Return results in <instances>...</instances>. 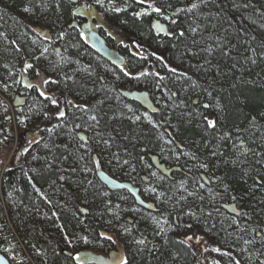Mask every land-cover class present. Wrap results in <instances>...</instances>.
I'll list each match as a JSON object with an SVG mask.
<instances>
[{"label": "trees", "instance_id": "1", "mask_svg": "<svg viewBox=\"0 0 264 264\" xmlns=\"http://www.w3.org/2000/svg\"><path fill=\"white\" fill-rule=\"evenodd\" d=\"M81 1L74 3L71 0H0V82L10 90L9 95L7 94L9 98L14 89L11 88L8 80L4 79L6 71L4 67L8 65L13 70L21 69L19 65L22 61L18 59H22L23 56L27 58L28 50L25 48L29 47L30 43L26 41L28 34L35 33V26H44L53 35L73 32L74 35L68 38L67 42L70 47L79 46L74 50L78 51L80 56L82 53L79 50H84L100 57L104 62L123 67L104 58L94 45H90L82 38L79 26L83 17L77 15ZM126 1L131 4L128 10L107 13L105 17H110L116 24L123 22V31L130 35L145 34L156 44V47L152 45L150 54L159 52L166 55L167 64L175 65L177 72L173 73L170 70L172 67L165 63L159 69L149 65L145 70H139L132 78L126 76L128 88L123 89L116 85L114 90L120 94L125 104L152 116L167 139L178 148L177 150L182 152L189 149L183 142L196 146L195 154L206 157L204 161L208 164L206 172L200 171L197 164L191 162L171 165L164 161L156 152L158 146L154 145L156 131L149 125L133 126L124 118L126 115L124 108L115 105L112 96L107 90L102 89L108 83L103 75L99 76L101 90H90L82 74L73 73V64L64 72H68V78L72 75V77L76 76L75 83L64 80L60 68H58L59 73L51 75V80L48 82L56 86H61L63 83L69 89L61 95L66 106L70 100L73 105L86 106L88 111L97 110L100 141L110 144L123 160L132 159L136 165L138 179L144 180V177H148L152 182V178L145 171L144 163L151 164L155 168L152 155H158L168 166L181 168L173 173L172 178L161 173L168 182L174 183L177 176L191 182L202 181L206 185V192L215 194L217 200L223 194L229 197L227 201L220 203L218 208L231 218H235L236 224L240 222L242 229L255 227L254 223L242 219L245 213H250L254 219L256 216L264 217V0H207L193 12H181L176 16L171 14V8L175 11L184 9L187 5L184 0L157 1L156 4L162 9L160 15L172 17V20L167 22L168 32H158L153 27L154 14H157L152 11V7H157L155 1L145 0L144 3H140L139 0ZM190 2L200 3V0ZM25 7L32 12L25 13L23 11ZM138 8H147L154 14L138 19L135 15ZM197 25L198 31L193 34L190 28ZM181 31L185 33L184 37H179ZM22 38H26V41ZM215 38L222 41L220 47H217ZM45 39L47 43H51V40ZM158 45L162 48L159 49ZM119 47L124 53L130 51L129 46ZM208 47L214 49L211 55L204 51ZM222 51H227L229 54L224 56ZM131 55L135 57L132 52ZM252 60H255V63ZM81 65L84 67L88 65L85 58L81 60ZM36 68L37 66L32 64L30 70ZM46 72L53 73L50 69ZM142 72H147L148 75H141ZM172 74L179 76L182 81L179 82L176 77H171ZM152 82H154L153 86H151ZM145 86L148 88L147 91L141 89ZM155 86L168 92L175 101V109L170 108L163 93L155 94L157 89ZM139 90L147 92L148 95L150 91L156 101L161 103L156 112L149 111L143 102L127 97L123 93V91ZM35 93L41 96L38 89H35ZM73 94L95 95L100 100L97 105L92 106L86 102H79ZM182 95L186 100L184 104L179 102ZM40 98L45 100L42 96ZM19 101V97L13 100L17 109L20 106ZM45 101L51 105L48 100ZM205 104L209 107L205 108ZM217 104L221 107L217 108ZM1 106L3 107L0 111L6 108V102L4 101ZM23 106L25 104L20 107ZM204 117L217 121V128L207 129ZM3 124L4 114L0 113V138L10 144L12 140L6 136ZM57 124L61 126L53 128ZM73 127L74 121L70 119L69 114L63 121H58L56 116H49L41 120L36 133L31 134L36 137L31 144L27 145L25 143L27 136L21 134L20 147L0 179L1 187L8 196L9 193L12 195V203L7 205L8 214L0 208L5 232L8 235L12 233L8 224V221H12L25 247L28 250L40 251L36 256L39 262L34 258L37 264H79L73 259L74 256L68 255L66 251L74 252L76 255L86 253L98 257L99 263L93 261L86 264H110L108 261L114 254L126 257L128 264H191L192 262L196 264L201 244L214 253L213 248L223 250V238L229 239L237 234L238 228L236 229L234 224L229 227L226 224L222 226L214 223L218 226L212 231L213 234L214 231L216 232L215 236L206 234L203 227L195 224L196 218L207 220L206 218H209L207 212L215 209L211 205L215 206L217 200H213L211 195L203 192V195L196 194L195 198L180 199L182 201L179 203L177 198H174L177 204L170 199L173 203L172 207H167L165 212L175 227V234L167 237L166 244H157L158 249L147 245L141 255H132L117 232L100 225L107 209L115 206L118 193L128 192L111 191L98 179L96 175L98 166L114 177L117 174L95 154L91 138L85 134L86 139L80 140V133L74 132ZM49 128H53L51 133L48 131ZM225 133L228 136L221 140L220 137ZM125 136L127 139H124ZM81 144L90 146L92 153L88 154L82 149ZM241 144L243 148L240 147ZM214 152L217 155L213 156ZM88 171L95 172L91 181L92 174L88 176ZM202 172L208 175L210 184L202 179ZM217 177L224 178L229 185V192L223 191V186ZM212 178L218 180L217 185L213 183ZM90 182H93V185H90ZM105 191L110 193L109 206L103 198ZM142 193H144L143 189ZM233 195L236 196V200L231 198ZM171 196L172 194L169 198ZM232 205H236L239 215L231 211ZM156 206V211L142 209L151 213L163 210L157 203ZM174 208L179 210L174 213ZM53 213L56 215L54 216ZM128 217L125 220L130 225L139 223L137 218L131 216L133 220L130 221ZM225 220L227 222V219ZM85 228L89 230L94 240L107 242L112 247L108 251L109 260L92 251H72L66 247L67 241L64 237L78 235ZM101 233L111 235L115 243L103 239ZM188 236L200 237L202 242L182 243ZM259 236L260 234L256 238ZM145 239L153 241L152 238L145 237ZM7 241V239L1 240L0 245L6 244ZM18 245L20 247L19 243ZM91 245L87 244L83 248L88 249ZM231 256L235 262L239 261V264H243L236 255L231 253ZM111 264H118V261Z\"/></svg>", "mask_w": 264, "mask_h": 264}, {"label": "rangeland", "instance_id": "2", "mask_svg": "<svg viewBox=\"0 0 264 264\" xmlns=\"http://www.w3.org/2000/svg\"><path fill=\"white\" fill-rule=\"evenodd\" d=\"M153 1H155V6L160 7L159 4H156V2L161 0ZM184 1L187 3V5L184 6V9H187L193 3L190 2L191 0ZM129 6H131V4H129V2L126 0H101L100 3L94 0H82L77 10V15L83 17L82 24L79 26L82 32V38L86 40L90 45H92L93 43L90 35L96 34L102 37L108 48L119 52L124 57L125 64L123 65V67H118L108 62H104L100 57L94 55L91 52H84V50L79 51H81L82 56L84 55L85 57L80 56L79 52L75 51L79 46H75L76 48H73L70 47L67 42L68 38H71L74 35L73 32L53 35V33L46 27L35 26V33L31 35L28 34L27 41L26 38H22L23 41L29 42L30 45L29 47L27 46L25 48V50H28V52H26L27 58L23 56L22 59H18L19 61H22L19 65L21 66V69L17 71L15 69L13 70L8 65L4 67V69L6 70L4 72V79L8 80L11 88L13 87L14 90H12L10 94L11 97L9 98L8 95L10 90L0 82V105H3V102L6 99L13 103V100H15L17 97L20 98V106L22 104H25V106H18V109H16L18 117L20 118L21 134L22 136H27L28 138L26 140L27 142H25L27 143V145L35 141V135L31 136V134L36 133L37 126L39 125L40 121L45 119V116L43 115L44 112L49 113V116H56L55 114L58 112V109L65 110L66 112H68L70 119L74 121V132L86 134L89 136V138H91L95 154L107 167L111 168L117 174V176L115 177L120 180H129L140 185L143 189L144 197L147 200L155 201L161 209L163 208L162 211L157 213L147 212L144 209L140 208L128 193L119 192L117 197L115 198V206L111 208L109 207L102 216L103 218L100 221V225L104 228L117 232L120 235L122 241L126 243L129 252H131L132 255H141L143 252L142 250H144L147 245L148 247H154V249H158L157 244H166L167 237H169V235L171 234H175V227L170 222L167 212H165L167 207H172L171 204H177V201L178 203L179 201H182L180 199L183 196L187 198H195L196 194L203 195V192H205L206 195H211L213 200H217L215 194H212V192L210 191L206 192V185L199 180H196V182H191L183 179L181 176H177L176 181H174V183H170L165 179V177L162 176V174L158 170H156L151 164L148 163H144V168L148 173L147 175L152 178V182L148 183L142 179H138L136 176V165L134 164L132 159L123 160L121 155L115 152L110 144H104L100 141V135L98 133L99 116L96 113L97 110L93 109L91 111H82L80 108L75 109V107H72L69 104H67L66 106L63 103V97L61 95L67 92L69 89L66 88L63 83L61 84V86H56L54 84H50L49 82L45 83V81L51 80V75H57L59 73L58 68H60V72L63 73L64 80H67V82L71 81L75 83L76 76L72 77V75L71 78H68V72H64L68 70L69 67H71L73 64V73H75L76 75L82 74V77L86 81V84L89 86L90 90H101L102 87L99 81V76L103 75L108 83L107 86H104L102 89H104L105 91L107 90L109 95L112 96V98L114 99L113 103H115V105L124 108L126 112L124 118L128 119L133 126H138L139 124H142L144 126L149 125L156 131V139L154 145L158 146L156 152L161 155L164 161H167L171 165L191 162L197 164L198 168H200L199 165L206 161V157L195 154L196 146L194 147V145L189 144L188 142H183V144L189 149H185L182 152L177 150L178 148L175 145H173L171 142L169 143L170 140L167 139L155 120H153L152 116H150L143 110L137 111L132 106L125 104V101L121 99L120 94H118V92L114 90L116 85L118 87L121 86V88L123 89L129 87L126 81V76L132 78L139 70H145L149 65L152 68L159 69V67H162L164 63H168L166 55L160 54L159 52H155L154 55L150 54V51H152V45L153 47H156V44L149 40V38L145 34H140L139 36H133L131 34V36L128 32L123 31V22H121L120 24H116L110 19V17H105V14L107 13L117 12L113 10L115 8H120L122 9V11H124L128 10ZM136 11L137 13H148L147 15H141L140 17L136 16L138 19L145 16H150L152 13L147 8H138L136 9ZM171 11V14L176 12L173 8H171ZM164 17L165 16H162L160 14H154V25L159 23L164 29V31L162 32H168L167 22L168 20H172V17H169L170 19H165ZM155 29L156 31L161 32L157 28ZM2 33L6 34L5 31H2ZM45 38H47V40H51V43H47ZM120 45L129 46L130 51L124 53L121 47H119ZM56 47H61L63 51L61 53H58L55 49ZM158 48L160 49L162 47L158 45ZM131 52L135 54L136 58L134 57V55H131ZM83 58H85L86 63L88 64L86 67L81 65V60ZM26 64H34L37 66V68L31 71L30 68L25 67ZM151 64L153 66H151ZM167 65L172 68L175 67V65L172 66V64H170L171 66L169 64ZM177 66H179V64H177ZM54 67H57V69L55 70ZM49 69L51 72L53 71V73L48 74L46 70ZM125 73H127V75ZM171 77H176L179 82L182 81V79L175 74H172ZM28 85L32 86L29 87ZM153 85L154 82H152L151 86ZM155 85H157V83H155ZM35 89H38L39 93L44 92L46 95L58 100V107L52 104L50 105L48 102L40 98L41 96H38L35 93ZM141 89L147 90L148 88L147 86H145ZM158 93H163L164 98L169 102L170 108L175 109V101L171 96L168 95V92L159 87L155 90V94ZM74 96L79 102H86L92 106L97 105L100 100L98 97L96 98L95 95L94 97L93 95L82 96V94H73V97ZM185 101V97L183 96L181 97L179 102L181 104H184ZM157 103L159 106H161L160 102ZM2 107L3 106H1L0 108ZM93 115L97 117L96 121H92L90 119V117ZM136 117H140V119L137 120ZM76 125H80V127L76 128ZM124 139H127V136H125ZM20 143L21 141L19 142L16 149L17 143L15 139L13 143H11V145H9V143L5 141L1 142L0 179L3 177V172L6 170L7 166L14 158L18 148L20 147ZM81 145L82 149L86 150L88 154L92 153L93 150H90V146L86 144ZM14 149L15 151L13 153ZM200 171L206 172L203 168H200ZM90 172L91 171H88L87 175L89 176L90 174H92L90 175L91 181V177H93V174L95 172ZM153 173H155V175H153ZM212 181L213 183H215V185L218 184L217 179L212 178ZM199 184H204L205 187L199 188ZM90 185H93V182H90ZM189 192H193L195 193V195L189 196ZM170 194H172V196L169 198ZM103 195V198L106 200L105 203L107 204V206H109V198H111L110 193L105 191ZM11 196L12 195L10 193L8 196V194L0 185V208L4 209L5 214H8V203H12ZM174 198H177V201L174 200ZM228 198L229 197L224 196V194L223 196L219 197L215 203V206L214 204L211 205L215 209L207 212L208 215L209 213H211V215H209V218H206L207 220L196 218L195 221L197 223L195 224L203 227L206 234L208 233L212 236H215L216 234L215 231V234H213L212 231L218 227L217 225H214V223H218L222 226L223 224H226L229 227L234 224L235 228H238V232L232 238H223V250H221V252L212 253L210 248L208 250V248H206L207 246L205 247L201 244L199 246V249L201 250L198 253L196 264H215V262H218V264H236V262L232 259L231 253L236 255L243 264H264V217L256 216V218L254 219L250 216V213H245L242 221H248L251 224L254 223L255 227L242 229V224L240 222L236 224L237 221L235 218H231L230 216H228V214H225L223 210H220L218 208L219 204L227 201ZM170 199L173 201V203ZM185 201L188 202V200ZM176 210L179 209L174 208V213H176ZM127 216H133L137 218L139 223L130 225L125 220ZM225 219H227V222ZM233 221H235V223ZM3 222L4 221L2 213L0 212V241L3 239H7V243L3 244L6 246V248H9L14 252L21 251V247H19L17 242L18 236L16 237L17 234L15 235V228L12 224V221H8L10 230L12 232L10 235L5 232ZM178 224L176 223V225ZM125 229H127L128 231H125ZM161 229H163V231ZM258 234H260V236L259 238H256L258 237ZM142 235H145V237L147 238H152L153 241H147ZM82 236H86L89 242L84 243L80 239V237ZM191 237H193V239L187 240L190 244H200L202 242V239L200 237ZM141 239L145 241L143 245L136 243ZM68 240L71 241V244H69L67 241V244L65 243L67 245L66 247L72 251L88 250L102 255L108 260L110 259L108 251H110V248L112 249V247L109 246L107 242L94 240L91 233L86 228L82 229L81 233L78 235H74L71 237L69 236ZM246 241H248L249 243H245ZM87 244L92 245L88 249L83 248V246ZM29 250L26 248L28 255L31 256L33 260L35 258V260L38 261L36 256L38 252L40 253V251ZM225 252L229 253V255H223V253ZM191 264H194V262H192Z\"/></svg>", "mask_w": 264, "mask_h": 264}, {"label": "water", "instance_id": "3", "mask_svg": "<svg viewBox=\"0 0 264 264\" xmlns=\"http://www.w3.org/2000/svg\"><path fill=\"white\" fill-rule=\"evenodd\" d=\"M71 1L74 3L78 2V0H71ZM93 36H94V48L96 50H98V52L104 58L110 60L111 62H113L114 64L119 65V66H123L125 64L124 57L119 52H116V51L108 48L102 37H100L99 35H96V34H94ZM56 50H57V52H61V47H56ZM123 93L127 97H130L133 99H138L141 102H144V100H146V97L148 96V93L145 91H123ZM80 135L84 136L86 139L85 134L81 133ZM152 160H153V164H154L155 168L160 173L167 175L168 177L172 178L173 173L175 171L181 170V168L179 166H172V167L168 166L166 163L161 161V159L158 155H152ZM96 175H97L98 179L105 186H107V188L109 190H111V191H127L139 207L144 208L148 211H156L157 210L156 203L153 201L147 200L142 193L141 187L139 185L135 184L134 182L128 181V180H120V179L112 176L107 170H105L101 166L97 167ZM201 177L207 184L211 183V180L206 173L202 172ZM144 180L148 183L151 182V179L148 177H144ZM230 208H232L231 211H233V209H236V205H232ZM233 212L238 213L239 211L236 209V211H233ZM128 220L132 221L133 219L131 216H129ZM66 253L70 256L76 255L74 252H70V251H66ZM78 255L83 257L85 259L86 263H90L93 261H96L99 263V261H97L98 257H95L92 254L78 253ZM0 258H3L4 264H10L8 259L1 252H0ZM118 258H119V255L114 254L113 258H111L110 261H108V262L110 264L115 263L118 261ZM101 261L104 262V260H101Z\"/></svg>", "mask_w": 264, "mask_h": 264}, {"label": "snow or ice", "instance_id": "4", "mask_svg": "<svg viewBox=\"0 0 264 264\" xmlns=\"http://www.w3.org/2000/svg\"><path fill=\"white\" fill-rule=\"evenodd\" d=\"M97 2L100 3L101 0H97ZM139 2H140V3H144L145 0H139ZM206 2H207V0H200V3H195V2H194V3H192L191 6L188 7L187 9H177L176 12L173 13V15H177L179 12H183V11H187V12L191 13V12H193L194 10L198 9V8L200 7V4H201V3H206ZM149 7H152V5H149ZM113 10H114V11H117V12L122 11V9H120V8H115V9H113ZM23 11H24L25 13H27V12L30 11V9L27 8V7H25V8L23 9ZM152 11L155 12V13H157V14H162V9L159 8V7H152ZM147 14H148V13L145 12V13H136L135 15H136L137 17H140L141 15H147ZM164 18H165V19H170V18L167 17V16H165ZM172 22L175 23V21H172ZM153 27L157 28V29H158L159 31H161V32L164 31L163 27H162L159 23L155 24ZM198 28H199L198 25H197L196 27H191V28H190V31H191L193 34H195V33L198 31ZM184 36H185V33H184L183 31L179 32V37H184ZM212 38H213V37H210V39H212ZM215 39H216V42H217V47H220L222 41H221L219 38H215ZM194 42H195V41H194ZM45 51H46V49H45ZM204 51H207V52L209 53V55H211V54L213 53L214 49H213L212 47H208V48L204 49ZM253 51H255V50H253ZM228 54H229V53H228L227 51H222V55L227 56ZM252 62L255 63V60H252ZM25 67H26V68H31L32 65H31V64H26ZM201 67H202V66H201ZM170 70H171L173 73H176V72H177V69H175V68H172V69H170ZM125 74L127 75V73H125ZM141 75H148V73H147V72H142ZM181 75H185V74L181 73ZM161 79H163V77H161ZM189 79H190V78H189ZM47 82H48V81H45V83H47ZM53 82H54V81H53ZM28 86L31 87L32 85H28ZM40 95H41L42 97H44L45 100H48L52 105L58 107V105H59V101H58V100L53 99L51 96L46 95L44 92H41ZM209 95H211V93H209ZM67 103H68L69 105H71L72 107L80 108L82 111H87V110H88L86 106L73 105V104H72V101H70V100H69ZM204 107H205V108H208L209 105H208V104H205ZM216 107H217V108H220L221 106H220L219 104H217ZM43 115L45 116V118H48L49 113L44 112ZM55 115H56V119H57L58 121H63V120H65V119L67 118V115H68V114H67V112H66L65 110L58 109V112H57ZM90 119H91L92 121H96V120H97V117H96L95 115H93V116L90 117ZM136 119L139 120L140 117H136ZM204 119H205V121H206V128H207V129H216V128H217V121H215V120H213V119H209L208 117H204ZM21 122H23V121H21ZM60 126H61L60 124H57V125H54L53 128H55V127H60ZM75 127H76V128H79L80 125H76ZM53 128H49V129H48L49 133H51V132L53 131ZM227 136H228V134L225 133V135L222 136V137H220V139L223 140V139H225ZM79 138H80V140H84V139H85V137L82 136V135H81ZM170 142H171V141H169V143H170ZM46 146H47V145H46ZM240 147L243 148V145L241 144ZM25 151H27V149H25ZM244 154H246V152H245ZM212 155L215 156V155H217V153L214 152V153H212ZM199 167H200V168H203V169L206 170V169L208 168V164H206V163H201V164L199 165ZM153 175H155V173H153ZM61 179H63V177H61ZM217 179H218V180L220 181V183L222 184V186H223V191H224L225 193L229 192V190H230L229 185L225 182L224 178H223V177H217ZM182 186H183V185H182ZM204 187H205L204 184H199V188H204ZM153 191H154V190H153ZM188 195H189V196H192V195H195V193H193V192H189ZM231 198H232L233 200H236V196H234V195H233ZM181 199H185V197H181ZM233 211H236V209H233ZM237 214L239 215V213H237ZM53 215L55 216L56 214L53 213ZM209 215H211V213H209ZM233 222L235 223V221H233ZM161 230L163 231V229H161ZM125 231H128V230L125 229ZM100 235H101V237H103V239H105V240H107V241H111L112 243H115V240L113 239V237H112L111 235H108V234H106V233H101ZM64 238H65L66 241H68L69 244H71V241L68 240V237H67V236H65ZM80 239H81L84 243H88V242H89V241H88V238H87L86 236H82V237H80ZM191 239H193V237L189 236V237L186 238L185 241H182V243H186L187 240H191ZM136 243L143 245V244L145 243V241H144L143 239H141V240L137 241ZM245 243H249V242L246 241ZM212 251H215V252H221V249H220V248H213ZM37 254H40V253L38 252ZM223 255L227 256V255H229V253L225 252V253H223ZM73 259L76 260V261H78L79 264H86L85 259H84L83 257L79 256L78 254L75 255V256L73 257ZM0 264H4L3 258H0ZM118 264H128V260H127V258H126V257H119V258H118ZM215 264H218V262H215ZM236 264H239V261H236Z\"/></svg>", "mask_w": 264, "mask_h": 264}, {"label": "built area", "instance_id": "5", "mask_svg": "<svg viewBox=\"0 0 264 264\" xmlns=\"http://www.w3.org/2000/svg\"><path fill=\"white\" fill-rule=\"evenodd\" d=\"M5 102H6V108L0 111L1 114H4L3 129L5 131L6 136L12 140L9 145L13 143L14 139L16 140L17 143L16 149H17L21 137V125H20L18 113L16 111L14 104L11 101L6 99ZM1 142H4L2 138H0V145ZM14 151L15 149L13 150V153ZM15 235L16 237L18 236V232L16 230H15ZM17 239H18V243L20 244L21 251L14 252L11 251L9 248H6L5 245H1L0 252L8 259L10 264H37L36 261L33 260V258L28 255V252L26 251V247L22 243L19 236Z\"/></svg>", "mask_w": 264, "mask_h": 264}, {"label": "flooded vegetation", "instance_id": "6", "mask_svg": "<svg viewBox=\"0 0 264 264\" xmlns=\"http://www.w3.org/2000/svg\"><path fill=\"white\" fill-rule=\"evenodd\" d=\"M90 37L92 38L91 39L92 43H93L92 45H94V36L90 35ZM148 92H149V95L146 97V100H144L143 104H145V106L148 107L147 109H149V111L152 110V111L156 112L158 110L157 107H159V106H158L157 101L154 98L153 94L150 91H148Z\"/></svg>", "mask_w": 264, "mask_h": 264}]
</instances>
